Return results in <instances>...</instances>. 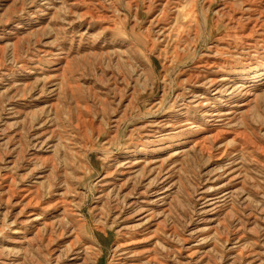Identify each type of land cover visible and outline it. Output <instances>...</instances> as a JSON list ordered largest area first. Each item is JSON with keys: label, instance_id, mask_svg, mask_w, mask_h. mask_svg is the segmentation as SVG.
<instances>
[{"label": "rangeland", "instance_id": "1", "mask_svg": "<svg viewBox=\"0 0 264 264\" xmlns=\"http://www.w3.org/2000/svg\"><path fill=\"white\" fill-rule=\"evenodd\" d=\"M146 1L0 0V264H47L36 242L14 243L2 232L14 213L6 185L16 189L31 168L27 181L45 172L76 190L71 229L91 248L80 264H116L123 226L102 178L107 166L141 156L151 159L144 160V178L156 179L151 190H166L150 222L156 238L135 246L143 258L144 248L158 255L149 264H264V0H154L150 11ZM78 120L92 124L79 139ZM203 138L206 152L192 146Z\"/></svg>", "mask_w": 264, "mask_h": 264}, {"label": "bare ground", "instance_id": "2", "mask_svg": "<svg viewBox=\"0 0 264 264\" xmlns=\"http://www.w3.org/2000/svg\"><path fill=\"white\" fill-rule=\"evenodd\" d=\"M110 1V0H109ZM153 1L154 0H149L146 1L148 2V9L150 11L151 9V4H153ZM169 1V0H168ZM238 1V0H236ZM248 1V0H247ZM246 1V2H247ZM262 1V0H261ZM145 2V3H146ZM162 2V1H161ZM160 2V3H161ZM175 2V0H174ZM173 2V4H175ZM225 2V1H224ZM239 2V1H238ZM245 2V4H246ZM250 2V0L248 1V3ZM257 2V1H255ZM259 2V1H258ZM72 3V2H71ZM74 5L76 2H73ZM158 3V2H157ZM166 3V2H165ZM170 3V2H169ZM177 3V2H176ZM223 4V3H222ZM241 4V3H240ZM253 4V3H252ZM250 4V5H252ZM258 4V3H256ZM255 4V5H256ZM264 5V3H262ZM73 5V4H71ZM146 5V4H145ZM159 5V3H158ZM243 5V4H241ZM247 5V4H246ZM161 6V5H160ZM174 6V5H173ZM221 6V5H220ZM258 6V5H257ZM145 7V6H144ZM159 7V6H158ZM157 7V8H158ZM176 7V6H175ZM223 7V5H222ZM227 7V6H226ZM241 7V6H240ZM253 7V5H252ZM264 7V6H262ZM163 8V7H162ZM245 8V7H244ZM255 8V7H254ZM253 8V9H254ZM165 9V8H164ZM241 9V8H240ZM224 10V9H223ZM236 10V9H235ZM166 11V10H165ZM219 11V10H218ZM221 11V10H220ZM238 11V10H237ZM240 11V10H239ZM253 11V10H252ZM86 12V11H84ZM163 12V11H162ZM90 13V12H89ZM246 13V12H244ZM258 13V12H257ZM162 14V13H161ZM86 15V14H85ZM95 15V14H94ZM226 15V14H225ZM229 15V14H228ZM251 15V14H250ZM263 15V13H262ZM234 16V15H233ZM248 16V15H247ZM257 16V15H256ZM92 17V16H91ZM103 16H101L102 18ZM237 17V16H236ZM259 17H260V14H259ZM264 17V16H263ZM83 18V17H82ZM89 18V17H88ZM100 18V17H99ZM230 18V17H229ZM103 19V18H102ZM231 19V18H230ZM238 19V17H237ZM240 19V18H239ZM254 20V18H252ZM264 19V18H263ZM80 20V19H79ZM90 20V19H89ZM95 19H93L94 21ZM195 20V19H194ZM234 18H233V23H234ZM244 20V19H243ZM251 20V19H250ZM88 21V19H87ZM92 21V20H90ZM102 21V20H101ZM151 21V20H150ZM156 21V20H155ZM237 22V20H235ZM247 21V20H246ZM252 21V20H251ZM99 22V21H98ZM154 22V21H153ZM232 22V21H231ZM241 22V21H240ZM259 22V21H258ZM93 23V22H92ZM97 23V22H96ZM244 23V22H243ZM249 23V22H248ZM261 23V22H260ZM236 24V23H235ZM241 24V23H240ZM234 25V24H233ZM160 26V25H159ZM243 26V25H242ZM242 26H240L239 28H241ZM246 26V25H245ZM238 27V26H237ZM244 27V26H243ZM254 28V27H253ZM261 28V27H260ZM236 29V27H235ZM257 29V28H255ZM238 30V29H237ZM258 30V29H257ZM241 31V30H240ZM245 31V29H244ZM248 31V29H247ZM264 31V30H263ZM13 32V31H12ZM161 32V30L159 31ZM167 32V31H166ZM239 32V31H238ZM250 32V31H249ZM257 32V31H256ZM255 32V33H256ZM165 33V32H164ZM243 33V32H242ZM252 33V31L250 32ZM254 33V31H253ZM259 34L261 33L258 32ZM264 33V32H263ZM160 34V33H159ZM163 34V33H162ZM167 34V33H166ZM249 34V33H247ZM262 34V33H261ZM164 35V34H163ZM250 35V34H249ZM248 35V36H249ZM158 36V35H157ZM238 36V34H237ZM241 36H244L243 34ZM247 36V37H248ZM246 37V36H245ZM240 38V37H239ZM159 39V38H158ZM129 40V39H128ZM243 40V39H242ZM248 40V38H247ZM251 40V39H250ZM245 41V39H244ZM13 43V42H12ZM11 46V45H10ZM9 46V47H10ZM179 48V47H178ZM177 49V48H176ZM212 49V48H211ZM219 52V51H218ZM220 53V52H219ZM215 54H218L217 52H215ZM59 56V55H58ZM210 56V55H209ZM208 57V56H207ZM212 57V56H211ZM206 58V57H205ZM214 58V57H213ZM58 59V58H57ZM209 59V58H208ZM214 60V59H213ZM217 60V59H216ZM207 61V60H206ZM206 63V62H205ZM215 63V62H214ZM213 63V64H214ZM210 64V63H209ZM208 64V65H209ZM218 64V63H217ZM221 64V62H220ZM219 64V65H220ZM111 65V64H110ZM200 65V64H199ZM211 65V64H210ZM215 65V64H214ZM253 65V64H252ZM58 66V65H57ZM63 66V64H62ZM207 66V65H206ZM216 67V66H215ZM206 68V67H205ZM218 68V67H217ZM221 68V67H220ZM263 68V67H262ZM56 69V68H55ZM63 69V68H62ZM197 69V68H196ZM195 69V70H196ZM40 70V69H39ZM207 70V68H206ZM33 71V69H32ZM203 72H205L203 69L201 70ZM210 73H211V70H209ZM259 71V70H258ZM30 72V71H29ZM28 72V73H29ZM58 72V71H57ZM201 73V74H204V73ZM27 73V74H28ZM39 73V72H38ZM53 73V72H52ZM56 73V72H55ZM196 74V73H195ZM194 74V76H196ZM247 74V73H246ZM30 75V74H29ZM44 75V74H43ZM47 75V74H46ZM54 75V74H53ZM244 75V74H243ZM254 75V74H253ZM42 76V75H41ZM50 76H52L50 74ZM77 76V75H76ZM193 76V75H191ZM190 76V77H191ZM222 76V75H221ZM255 76V75H254ZM264 75H262L263 77ZM46 77V76H44ZM189 77V78H190ZM198 77V76H197ZM204 77V76H202ZM200 77V78H202ZM225 77V76H224ZM230 77V76H229ZM211 78V77H210ZM226 78V77H225ZM42 79V78H41ZM46 79V78H45ZM199 79V77L197 78ZM217 79V78H216ZM237 79V78H235ZM247 79V78H246ZM249 79V78H248ZM48 80V78H47ZM46 80V81H47ZM189 80V79H188ZM192 80V79H191ZM190 80V81H191ZM204 80V79H203ZM206 80V79H205ZM218 80H222V79H218ZM230 80V79H228ZM198 81V80H197ZM208 81V79H207ZM225 81L226 83H228V81L226 80H223ZM49 82V81H48ZM47 82V83H48ZM205 82V81H204ZM203 82V83H204ZM203 83H200L203 84ZM232 83V82H231ZM230 83V84H231ZM72 84V83H71ZM199 84V83H198ZM197 84V86H198ZM211 84V82H210ZM235 84V83H234ZM238 84V83H236ZM77 85V84H76ZM194 85V84H193ZM208 85V84H207ZM206 85V86H207ZM216 85V84H215ZM218 85V84H217ZM222 85V84H221ZM239 85V84H238ZM243 85V84H242ZM203 87V86H201ZM209 87V86H208ZM218 87V86H217ZM224 87V86H223ZM226 87V86H225ZM224 87V88H225ZM231 87V86H230ZM233 87V86H232ZM238 87V86H237ZM204 88V87H203ZM220 88V86H219ZM240 88V87H239ZM217 89V88H216ZM223 89V88H221ZM57 90V89H56ZM219 90V89H218ZM225 90V89H224ZM229 90V89H228ZM233 90V88H232ZM232 90L230 91L231 94H232ZM54 91V89H53ZM73 91V90H72ZM216 91V90H214ZM213 91V93H214ZM248 91V90H247ZM250 91V90H249ZM52 92V91H51ZM56 92V91H55ZM222 92V91H221ZM224 92V91H223ZM234 92V91H233ZM236 92V91H235ZM53 93V92H52ZM207 93V92H206ZM246 93V91H245ZM248 93V92H247ZM252 93V92H251ZM255 93V92H254ZM56 94V93H55ZM120 94V93H119ZM216 94V93H215ZM234 94V93H233ZM240 94V93H239ZM250 94V93H248ZM256 94V93H255ZM54 95V94H53ZM220 95V94H219ZM225 95V94H224ZM254 95V94H253ZM55 96V95H54ZM197 96V94L195 95ZM202 96V95H200ZM51 97V96H50ZM57 97V96H56ZM204 97V96H203ZM229 97V96H228ZM201 98V97H200ZM208 98V97H207ZM253 98V97H251ZM254 98H256L254 96ZM54 99V98H53ZM220 99V98H219ZM249 99V98H248ZM247 99V100H248ZM195 100V99H194ZM206 100V99H205ZM217 100V99H216ZM252 100V99H251ZM255 100V99H254ZM46 101V100H45ZM56 101V99H55ZM201 101V100H200ZM203 101V100H202ZM207 102V101H206ZM248 103V101H246ZM251 102V101H250ZM56 103V102H54ZM53 103V105H54ZM212 103V102H210ZM191 104V103H190ZM203 104V102H202ZM201 104V106H202ZM242 104V103H241ZM245 104V103H243ZM249 104V103H248ZM252 104V103H251ZM57 105V104H56ZM205 105V104H204ZM234 105V104H233ZM239 105V104H238ZM247 105V104H246ZM236 106V105H235ZM248 106V105H247ZM245 106V107H247ZM250 106V105H249ZM248 106V107H249ZM50 107V106H49ZM52 107V106H51ZM54 107V106H53ZM251 107V106H250ZM57 108V107H56ZM49 109V108H47ZM53 109V108H52ZM242 109V108H241ZM240 109V111H241ZM246 109V108H245ZM250 109V108H249ZM236 110V109H235ZM58 111V110H57ZM230 111V110H229ZM228 111V112H229ZM237 111V110H236ZM249 111V110H248ZM206 112V111H205ZM204 112V113H205ZM211 112V111H210ZM209 112V113H210ZM214 112V111H213ZM220 112V111H217V113ZM242 112V111H241ZM50 113V112H49ZM58 112H56L57 114ZM203 113V112H202ZM208 113V112H207ZM216 113V115H217ZM233 113V112H231ZM244 113V112H243ZM247 113V112H246ZM51 114V113H50ZM237 114V113H236ZM235 114V115H236ZM242 114V113H241ZM240 114V115H241ZM13 115V114H12ZM53 115V114H52ZM55 115V113H54ZM79 115V118L81 117L80 114H77ZM87 115V114H86ZM203 115V114H202ZM210 115V114H209ZM212 115V114H211ZM226 115V114H225ZM238 115V114H237ZM239 115V116H240ZM88 116V115H87ZM215 116V115H214ZM218 116V115H217ZM234 116V115H233ZM238 116V117H239ZM57 117V116H56ZM237 117V118H238ZM78 118V119H79ZM213 118V116H212ZM219 118V117H218ZM60 119V118H59ZM89 119V118H88ZM92 119V118H91ZM169 119V118H168ZM186 119V118H185ZM211 119V118H210ZM220 119V118H219ZM251 119V118H250ZM82 120V119H81ZM114 120V119H113ZM167 120V119H166ZM215 120V119H214ZM228 120V119H227ZM91 121V120H90ZM176 121V120H175ZM207 121V120H206ZM224 121V120H222ZM235 121V119H234ZM170 122V121H169ZM179 122V121H178ZM182 122V121H180ZM193 122V120L191 121V123ZM225 122V121H224ZM41 123V122H40ZM48 123V122H47ZM218 123V122H217ZM226 123V122H225ZM232 123V122H231ZM53 124V123H52ZM169 124V123H168ZM171 124V123H170ZM181 124V123H180ZM222 124V123H221ZM230 124V123H229ZM38 125V124H37ZM40 125H44V124H40ZM39 125V126H40ZM47 125V124H46ZM51 125V123H50ZM54 125V124H53ZM196 125V124H195ZM212 125V124H211ZM220 125V123H219ZM218 125V126H219ZM226 127L227 125L224 124ZM49 126V125H48ZM52 126V125H51ZM56 126V125H55ZM97 126V125H96ZM176 126V125H175ZM192 126V125H191ZM206 126V125H205ZM215 126V125H214ZM221 126V125H220ZM229 126V125H228ZM231 126V124H230ZM229 126V127H230ZM92 127V124L91 123H87L86 122L84 123V121H80L78 120L75 125H74V130H76L77 132V137L78 139L80 138V133H84L87 128H90ZM170 127V125H169ZM211 127V126H210ZM223 127V126H222ZM36 128V127H35ZM42 128V127H41ZM45 128V127H44ZM57 128V126H56ZM162 128V127H161ZM167 128V127H166ZM172 128V127H171ZM193 128V127H192ZM219 128V127H218ZM51 129V128H50ZM181 129V128H180ZM193 129H196V128H193ZM214 129V128H213ZM212 129V131H213ZM42 130V129H41ZM48 129H44V131L42 130V132H40L41 134L39 136H41V138H44L45 137V132H47ZM203 130V129H202ZM210 130V129H209ZM223 130V129H222ZM39 131V130H38ZM171 131V130H170ZM174 131V130H173ZM219 131V129L217 130ZM36 132V131H35ZM49 132V131H48ZM60 132V131H59ZM192 132V131H191ZM228 132V131H227ZM231 132V131H230ZM229 132V133H230ZM95 133V139L94 141H97L99 138H100V134L101 132L99 131V129H96L94 131ZM181 133V132H180ZM202 133V132H201ZM210 133V132H209ZM233 133V132H232ZM237 133V132H236ZM36 134V133H35ZM53 131L51 130V136L53 135ZM85 134V133H84ZM34 135V134H33ZM61 135V134H60ZM234 135V133H233ZM232 135V136H233ZM51 136H48V138ZM83 136V135H81ZM178 136V135H177ZM211 137H213V139L215 140L217 138V134H212L210 135ZM237 136V135H236ZM240 136V135H239ZM15 137V136H13ZM34 137H36V135H34ZM33 137V138H34ZM40 138V137H39ZM62 138V137H61ZM70 138V137H69ZM75 138V137H74ZM234 138V137H233ZM232 138V139H233ZM239 138V137H238ZM243 138V137H242ZM38 139V138H37ZM36 139V140H37ZM176 139V138H175ZM231 139V141H232ZM35 140V139H34ZM35 140V142H36ZM48 140V139H47ZM69 140V139H68ZM168 140V139H167ZM197 140V139H196ZM224 140V139H223ZM234 140V139H233ZM239 140V139H238ZM244 140V138H243ZM32 141V140H31ZM39 141V140H38ZM37 141V142H38ZM72 141V140H71ZM86 141V140H85ZM106 141V140H105ZM193 141V140H191ZM229 141V140H228ZM246 142V140H244ZM44 139L42 141V143H44ZM48 142V141H47ZM46 142V143H47ZM82 142V141H81ZM89 142V141H88ZM166 142V141H165ZM178 142V141H177ZM194 143L192 144L193 147H197L199 146L200 150L203 151V152H206L208 151V147H206L205 145V138H203L201 141L199 139V141H193ZM238 142V141H237ZM237 142L235 143L237 145ZM45 143V144H46ZM95 143V142H94ZM219 143V142H218ZM242 143V142H241ZM35 144V143H34ZM38 144V143H37ZM49 144V143H48ZM225 144V143H224ZM239 144V143H238ZM247 144V143H246ZM15 145V144H14ZM32 145V143H31ZM30 145V147H32ZM40 145V143H39ZM175 145V144H174ZM241 145V144H240ZM43 146V145H42ZM190 146V145H189ZM247 146V145H246ZM34 147V146H33ZM37 147V146H36ZM35 147V149H36ZM82 147V146H81ZM167 147V146H166ZM242 147V146H241ZM245 147V145L243 146ZM248 147V146H247ZM169 148V147H168ZM171 148V147H170ZM234 148V147H233ZM237 148V147H236ZM250 148V147H249ZM255 148V147H254ZM253 148V149H254ZM51 149V148H50ZM86 148L83 147V150H85ZM241 149V148H240ZM11 150V149H10ZM32 150V149H31ZM42 150V149H41ZM73 150V149H72ZM157 150V149H156ZM168 150V149H167ZM173 150V149H172ZM243 150V149H242ZM245 150V149H244ZM247 150V149H246ZM37 151V149H36ZM61 151V150H60ZM132 150H130L131 152ZM38 152V151H37ZM46 152V151H45ZM133 152V151H132ZM226 150L224 149H219L217 151V154L220 156H223L226 154ZM235 152V151H234ZM11 153V151H10ZM35 153V152H34ZM78 153V152H77ZM170 152L169 153V158L175 156V155H179L180 152H174L172 153ZM236 153V152H235ZM240 153V152H239ZM238 153V155H239ZM76 154V152H75ZM87 154V153H86ZM131 154V153H129ZM128 154V155H129ZM145 154V153H144ZM29 155V154H28ZM83 158L86 156H84V154H82ZM228 155V154H227ZM31 156V155H30ZM81 156V155H80ZM125 156V155H124ZM130 156V155H129ZM134 156V155H133ZM234 156V154H233ZM33 157V156H32ZM30 157V158H32ZM36 157V156H35ZM34 157V158H35ZM38 157V156H37ZM42 157V156H41ZM50 157V156H49ZM81 157V159H82ZM128 157V156H127ZM231 157V154L230 156ZM39 158V157H38ZM141 157H138L135 161H131L129 160L128 158H125V159H122L121 161L117 162L115 165H109L107 166L108 170L105 171V174L102 178V182H103V185L101 183V185L103 186L104 188V191H106V196L108 197L107 199H112V201H114L115 203V206L113 208V212H114V217L116 220H120V224H122L121 226H123L122 228H120L119 230V233H120V237L116 243V246H114V249L116 250L115 252L118 254V259H117V263L116 264H149L151 263V261H153L154 263H156L154 261L153 258H155L156 256H158L157 254H155L157 252V250H153V253L156 255H154L153 257L150 256V252L146 250V248H144L146 252H143V254H146V257L142 256V252L138 251L137 249H135V246H137L138 244L140 245V243H143V242H147L148 240H153L155 239V235H156V229H157V226L155 227V229H151V224L150 225V222L154 217V215H156V209H154V204H158L160 205L159 203H161L160 206L163 205V201L164 200V197L163 196L165 194V191H160L161 189H152L151 190V187L154 186L153 184H155L156 186V179L155 181L151 180V181H147L146 178H144L145 176V161L146 160L145 158H142ZM232 158V157H231ZM18 159V157H17ZM24 159V157H23ZM26 159V158H25ZM28 159V158H27ZM45 159V158H44ZM69 159V158H68ZM67 159V160H68ZM116 159V158H115ZM114 159V161H115ZM153 159V158H152ZM224 159V158H223ZM15 160V159H14ZM49 160V159H48ZM111 160V159H110ZM151 160V159H150ZM149 160V161H150ZM225 160V159H224ZM12 161V160H10ZM28 161V160H27ZM32 161V160H31ZM84 161V160H83ZM149 161L146 160V162H148L149 164ZM21 162V160H20ZM30 162V160H29ZM28 162V163H29ZM71 162V161H70ZM69 162V164H71ZM51 163V162H50ZM49 163V165H50ZM83 163V162H82ZM14 164V163H13ZM33 164V163H32ZM36 164V162L34 163ZM33 164V165H34ZM54 164V163H52ZM61 164V163H60ZM87 164V163H86ZM15 165V164H14ZM25 165V164H24ZM44 165V164H43ZM73 165V164H72ZM108 165V163H107ZM159 165V164H158ZM9 166V165H8ZM37 167H39L37 164H36ZM42 165H40L41 167ZM45 166V165H44ZM58 166V164H57ZM69 166V165H68ZM224 166V165H223ZM20 167V166H19ZM24 167V166H23ZM32 167V166H31ZM55 167V166H54ZM53 166H51V169L53 170V173L55 174V168ZM74 168V166H72ZM138 167H140L139 169H137ZM18 168V167H17ZM81 168V167H80ZM85 168H88V165H85ZM105 168V167H104ZM159 168V167H158ZM7 169V168H6ZM5 169V170H6ZM39 169V168H37ZM42 170V168H40ZM72 169V168H71ZM77 169V167H76ZM223 169V168H222ZM9 170V169H8ZM7 170V171H8ZM21 170V169H19ZM23 170V168H22ZM35 169H32L30 170V173L28 174H24L21 176V184L18 185L16 187V189H13L11 188V185H6L7 189L9 190L10 192V195H11V200H12V206L10 207V209L12 208V210L14 211L11 212L13 213L12 215V219L11 221H7L5 223V225H3V229H2V232L4 234V232H7L9 233V235H11L12 239H15L13 240L14 243H23L24 241L27 240L28 243L32 244V242H36L37 244V252H38V256H40L41 253V248H43L45 251H46V255H43L45 256V260H47V264H80V263H83L85 261V258H86V255L91 252V248H90V245L88 246V244L84 243L81 245V241H80V245H79V237L77 236V234L75 235V233L72 231L71 229V224L72 223V219L71 218H74V216H76L74 214L73 211L75 210H72V207H73V202L75 201L76 199V193L74 191V189L72 190L70 185L66 183L65 180L63 181H56L55 183H51L48 181V175L47 173L45 174V172H39L38 173V176H34V179L36 180L35 182H31L30 181H27V176H30L31 175V172L34 171ZM67 170V169H66ZM74 171V169H72ZM80 170V169H79ZM87 170V169H86ZM155 170V169H154ZM153 170V171H154ZM157 170V169H156ZM159 170V169H158ZM225 170V169H224ZM227 170V169H226ZM26 171V170H25ZM149 171H151L149 169ZM6 172V171H5ZM17 172V171H16ZM36 172V171H35ZM49 172H50V169H49ZM52 172V171H51ZM226 172V171H225ZM224 172V173H225ZM12 173V172H11ZM10 173V175H11ZM163 173V172H162ZM3 174V173H2ZM8 174V172H7ZM13 174V173H12ZM19 174V173H18ZM64 174V173H63ZM74 174V173H73ZM227 174V173H226ZM229 174V173H228ZM75 175V174H74ZM161 175V174H160ZM166 175V174H164ZM7 175H5L4 177L6 178ZM18 176V175H17ZM20 176V175H19ZM231 176V175H229ZM3 177V178H4ZM9 177V175L7 176ZM16 178V176H14ZM54 178V176H52ZM60 177V176H59ZM58 177V178H59ZM68 177V176H67ZM85 177V176H84ZM139 177L140 179V182L139 183H136V179ZM159 177V176H158ZM12 178V177H11ZM14 178V179H15ZM20 178V177H19ZM51 178V176H50ZM49 178V179H50ZM76 178V177H75ZM166 177H164L163 179H165ZM172 178V177H171ZM174 178V177H173ZM176 178V177H175ZM33 179V177H32ZM55 179V178H54ZM53 179V181H54ZM60 179V178H59ZM58 179V180H59ZM62 179V178H61ZM65 179H69V178H66ZM77 179V178H76ZM158 179V178H157ZM6 180V179H5ZM149 180V179H148ZM160 180V179H159ZM162 180V179H161ZM168 180V179H167ZM227 180V179H226ZM4 181V179H3ZM1 181V183L3 182ZM72 181V180H71ZM76 181V180H75ZM148 182L146 184H144L145 182ZM9 182H12V181H9ZM14 182V181H13ZM12 184H15L16 183H13ZM18 182V181H17ZM162 182V181H161ZM164 182V181H163ZM167 182V181H166ZM171 182V181H170ZM225 182V181H224ZM69 183V182H68ZM64 185V187H62ZM100 184V183H99ZM171 184H174V183H171ZM159 185V183H158ZM13 186V185H12ZM163 186V185H162ZM160 186V187H162ZM169 186H172V185H169ZM15 187V186H14ZM74 187V186H73ZM100 187V186H99ZM168 187V186H166ZM172 188H174L172 186ZM100 189V188H99ZM98 189V191H99ZM169 189V188H168ZM167 189V190H168ZM175 189V188H174ZM5 190V189H4ZM3 190V191H4ZM103 190V189H101ZM100 190V191H101ZM173 190V189H172ZM2 191V192H3ZM6 191V190H5ZM4 191V192H5ZM99 191V192H100ZM153 191V192H152ZM170 191V190H169ZM169 191L167 194H169ZM175 191V190H174ZM7 192V191H6ZM104 193V192H103ZM153 194V199H155L153 201V199L149 198V195ZM172 193V192H171ZM228 193V192H227ZM5 194V193H4ZM222 193H219V195H221ZM226 194V193H225ZM6 195V194H5ZM104 195V194H103ZM173 195V194H172ZM214 195V194H213ZM219 195H218V198H219ZM229 195V194H228ZM227 195V196H228ZM100 196V195H99ZM168 196V195H167ZM208 196V195H207ZM175 197V196H174ZM215 197V196H214ZM104 198V197H102ZM199 198V197H198ZM202 198V197H201ZM207 199H209L208 197H206ZM205 198V199H206ZM78 199V198H77ZM170 199V198H169ZM206 199V200H207ZM213 199V198H212ZM216 199V198H215ZM98 200V199H97ZM8 201V199H7ZM6 201V202H7ZM10 201V200H9ZM8 201V202H9ZM221 201V199H220ZM7 202V203H8ZM168 202V200H167ZM170 202V201H169ZM205 202V201H204ZM203 202V203H204ZM213 202V201H212ZM111 203V202H110ZM208 204V203H207ZM6 205V204H5ZM11 205V204H10ZM165 205V204H164ZM204 205V204H203ZM211 205V204H210ZM215 205V204H214ZM213 205V206H214ZM77 206V205H76ZM166 206V205H165ZM205 206V205H204ZM208 206V205H207ZM9 207V205L7 206V208ZM81 206L78 204L77 208V211L80 212V208ZM156 207V206H155ZM212 207V206H211ZM208 208V207H207ZM216 208V207H215ZM94 209V208H93ZM160 209V208H159ZM162 209V208H161ZM212 209V208H211ZM214 209V208H213ZM164 210V208H163ZM166 210V209H165ZM217 210V209H216ZM5 212V211H4ZM8 212H9V209H8ZM111 212V213H113ZM163 212V211H162ZM200 212V211H199ZM6 213V212H5ZM161 213V212H160ZM7 214V213H6ZM5 214V215H6ZM159 214V213H157ZM165 214V213H164ZM166 214H167V211H166ZM6 216H9V215H6ZM166 216V215H165ZM7 218V217H6ZM75 219V218H74ZM7 220V219H6ZM76 220V219H75ZM116 222V221H115ZM219 222V221H218ZM130 223H133L132 225H129V226H125V224H130ZM217 223V222H216ZM78 225V223H76L75 221V225ZM76 225V227H77ZM221 225V224H220ZM155 226V225H154ZM61 227V229H60ZM73 227V226H72ZM78 227H83L82 225L81 226H78ZM77 227V228H78ZM120 227V226H119ZM153 227V226H152ZM159 227V226H158ZM70 231H69V229ZM175 229V228H174ZM77 230V229H76ZM81 231V230H80ZM79 231V232H80ZM159 231V230H158ZM1 233V232H0ZM2 234V233H1ZM6 234V233H5ZM172 234V232H171ZM170 234V235H171ZM175 234V233H174ZM217 234V233H216ZM81 235V234H80ZM86 235V234H85ZM159 235V234H158ZM8 236V235H7ZM6 236V237H7ZM84 236V235H83ZM87 236V235H86ZM84 236V237H86ZM169 236V234L167 235ZM173 236V235H172ZM171 237V236H170ZM220 237V236H219ZM159 238V237H158ZM176 238V237H175ZM6 239V238H5ZM11 240V239H10ZM12 241V240H11ZM164 241V240H163ZM177 241V240H176ZM182 241H184L182 239ZM1 243V242H0ZM151 243V242H150ZM157 241L154 240V243H153V247L156 245ZM11 244V243H10ZM18 244V245H19ZM27 244V243H26ZM25 244V245H26ZM35 244V245H36ZM148 244V243H146ZM212 244V243H211ZM34 244H32L33 246ZM138 245V246H139ZM12 246V245H11ZM158 246V244H157ZM15 247V246H14ZM13 247V248H14ZM17 247V246H16ZM21 247V246H20ZM24 247V246H23ZM30 247V246H29ZM6 248V247H5ZM9 248V247H8ZM12 248V247H11ZM12 248V249H13ZM143 248V247H142ZM155 248V247H154ZM190 248V247H189ZM188 248V249H189ZM195 248V247H194ZM11 249V250H12ZM42 249V250H43ZM139 249V248H138ZM141 249V248H140ZM151 249V247H150ZM178 249V248H177ZM210 249V248H209ZM18 250V249H17ZM179 250V249H178ZM195 250V249H194ZM213 250V249H212ZM142 251V249H141ZM174 251V250H172ZM180 251V250H179ZM199 251V250H198ZM0 252H2L0 250ZM14 252V251H13ZM44 252V251H43ZM186 252V251H185ZM9 253V252H8ZM15 253V252H14ZM20 253V252H19ZM18 253V254H19ZM158 253V252H157ZM201 253V252H200ZM11 254V253H10ZM16 254V253H15ZM188 254V253H187ZM190 254V253H189ZM192 254H195L192 252ZM0 255H3V254H0ZM17 255V254H16ZM21 255V254H20ZM115 255V254H114ZM153 255V254H152ZM191 255V254H190ZM189 255V256H190ZM197 255V254H196ZM88 256V255H87ZM116 256V255H115ZM188 256V255H187ZM194 256V255H192ZM2 257V256H1ZM12 257V256H11ZM37 257V256H36ZM186 257V256H185ZM7 258V256H6ZM22 258V257H21ZM20 258V259H21ZM192 258V257H191ZM195 258V257H194ZM1 259V258H0ZM5 259V258H4ZM10 259V258H9ZM19 259V258H18ZM24 259V258H23ZM36 259V258H35ZM116 259V258H115ZM156 259V258H155ZM190 259V258H189ZM7 260V259H6ZM14 260V259H13ZM41 260V259H40ZM44 260V259H43ZM44 260V261H45ZM2 261V259H1ZM30 261V260H29ZM87 261V260H86ZM157 261V260H156ZM238 261V260H237ZM10 262V261H9ZM12 262V261H11ZM10 262V264H11ZM19 262V261H18ZM36 262V261H35ZM115 262V261H114ZM152 262V263H153ZM159 262V261H158ZM162 262V261H161ZM3 263V261H2ZM1 263V264H2ZM165 264V262H163ZM197 263V262H196ZM5 264V263H4ZM7 264V262H6ZM9 264V263H8ZM18 264V263H17ZM35 264V263H34ZM36 264H42L41 262H39L37 260ZM160 264V263H158ZM205 264V263H204Z\"/></svg>", "mask_w": 264, "mask_h": 264}]
</instances>
